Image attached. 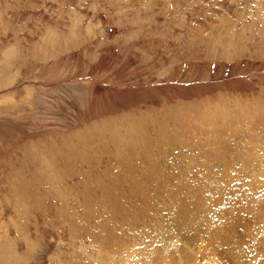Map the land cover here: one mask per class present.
<instances>
[{
    "label": "rangeland",
    "instance_id": "rangeland-1",
    "mask_svg": "<svg viewBox=\"0 0 264 264\" xmlns=\"http://www.w3.org/2000/svg\"><path fill=\"white\" fill-rule=\"evenodd\" d=\"M0 264H264V0H0Z\"/></svg>",
    "mask_w": 264,
    "mask_h": 264
},
{
    "label": "crops",
    "instance_id": "crops-1",
    "mask_svg": "<svg viewBox=\"0 0 264 264\" xmlns=\"http://www.w3.org/2000/svg\"><path fill=\"white\" fill-rule=\"evenodd\" d=\"M48 51V50H47ZM45 54H39V55H41V57L40 56H37V55H35V58L33 57L34 55H30V58H32L34 61H40L41 59H43V58H45V61H47L46 63H48V62H52L53 60H55L56 58H54V57H52L50 60L48 59L49 57H50V54H47V52H44ZM49 53V52H48ZM29 58V59H30ZM27 60V59H26ZM25 60V58L23 57L22 58V61H26ZM56 60H58V59H56ZM42 62V61H41ZM58 62V61H57ZM21 63H24V62H21ZM43 63H44V61H43ZM2 74H4L3 72H2ZM206 106V105H205ZM200 108H202V107H200ZM126 140V139H125ZM115 145H118V144H115ZM118 147V146H117Z\"/></svg>",
    "mask_w": 264,
    "mask_h": 264
},
{
    "label": "trees",
    "instance_id": "trees-1",
    "mask_svg": "<svg viewBox=\"0 0 264 264\" xmlns=\"http://www.w3.org/2000/svg\"><path fill=\"white\" fill-rule=\"evenodd\" d=\"M93 72V71H92ZM92 72L90 73L91 76H93ZM139 80V81H138ZM107 85V84H106ZM143 85H145V83L143 82L142 79H137L136 81H134V83H132V85L130 86H125L127 89L128 88H141ZM123 88V87H122Z\"/></svg>",
    "mask_w": 264,
    "mask_h": 264
},
{
    "label": "built area",
    "instance_id": "built-area-1",
    "mask_svg": "<svg viewBox=\"0 0 264 264\" xmlns=\"http://www.w3.org/2000/svg\"><path fill=\"white\" fill-rule=\"evenodd\" d=\"M1 144H3L4 146L6 145V144H4V143H1ZM19 144V143H18ZM10 149V148H9ZM17 153V152H16ZM161 160L163 161V162H165L164 160H163V158H161ZM170 161V160H169ZM172 162V161H171ZM175 165L177 164L176 162H173Z\"/></svg>",
    "mask_w": 264,
    "mask_h": 264
}]
</instances>
